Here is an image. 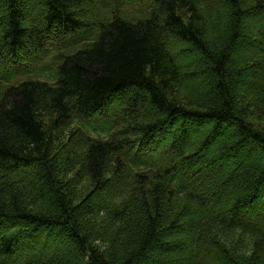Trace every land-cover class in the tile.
I'll use <instances>...</instances> for the list:
<instances>
[{
	"label": "trees",
	"instance_id": "obj_1",
	"mask_svg": "<svg viewBox=\"0 0 264 264\" xmlns=\"http://www.w3.org/2000/svg\"><path fill=\"white\" fill-rule=\"evenodd\" d=\"M133 2L0 0V264H264V0Z\"/></svg>",
	"mask_w": 264,
	"mask_h": 264
},
{
	"label": "rangeland",
	"instance_id": "obj_2",
	"mask_svg": "<svg viewBox=\"0 0 264 264\" xmlns=\"http://www.w3.org/2000/svg\"><path fill=\"white\" fill-rule=\"evenodd\" d=\"M129 1H134L131 5H128V6H126V7H124L123 9H122V14L123 15H127V17L125 18V19H130V20H137V19H139V18H143L144 16H145V14H146V12H147V10H148V7H149V5H150V3L152 2V0H126V2H129ZM95 5H98V1H97V3H95ZM261 19H263V21H264V17L262 16V18ZM260 18L258 19H256V18H254L252 21L254 22V27L256 28V29H258V28H260L261 27V23H260V20H261ZM262 21V20H261ZM50 50V49H49ZM252 50H255V48H254V46L252 47V49H249V51H252ZM47 60H49L50 61V59H47ZM182 62H183V64L184 65H188L190 62H193V60L192 59H180ZM11 62V59H8V61H6V62H4V64H9ZM15 62H19V65H15L14 67H17V66H19V68H23L24 66H26L27 65V62H25V61H15ZM48 62V61H47ZM3 64V65H4ZM190 64H192V63H190ZM9 68V67H8ZM10 68H12V67H10ZM24 79H26L27 78V76H25V77H23ZM251 82H253V81H251ZM194 83H195V85L196 86H201L202 85V81H201V79H200V77H198L195 81H194ZM108 110H111V111H113V107L111 108V106L109 107V109ZM107 110V111H108ZM256 108L255 107H253V106H251V108H250V113L252 114V115H255L256 116V118H258V119H256V118H253V119H255V120H257V122L258 123H261L262 125H264V118H261V117H258L257 116V114H256ZM112 113V112H111ZM114 114V113H113ZM113 114H111L110 116H108V118H111V117H113ZM261 115V114H260ZM262 116H264L263 115V113H262ZM253 117V116H252ZM109 121V120H108ZM72 125L73 126H71V127H76L73 123H72ZM255 127H256V125H255ZM264 127V126H263ZM69 132L70 131H68V132H66V137H67V140H70V138H71V136L72 135H70L69 134ZM191 133L192 132H195L194 131V128L193 129H191V131H190ZM95 137V136H94ZM170 138V137H169ZM168 138V139H169ZM148 141H150V142H148ZM147 142H140V145L138 146V147H136L137 148V151H138V154H140V153H143L144 151H147L148 150V145L151 143V141L152 140H148ZM192 140H189V142H188V144H190V142H191ZM152 144H156V142H154L153 141V143ZM159 147H161V146H158V147H152L151 149H154V150H157ZM134 153V152H133ZM174 157L176 158L177 156H175L174 155ZM256 157H257V160L258 161H260V162H264V151H259V150H257L256 151ZM230 162L228 161V162H226L224 165H221V166H219V167H217V168H215V169H212V170H210V171H208L206 174H207V177H210V179H215L216 177H219L220 178V175H218V174H220L221 173V171H223L224 170V168H227V167H229L230 168V165H228ZM195 170V169H194ZM136 171H137V169H136ZM199 181V180H198ZM201 181V180H200ZM199 181V182H200ZM229 186V188L231 187V184H229L228 185ZM231 190H234V192H236L237 191V188H232ZM218 195H220L221 194V191H219V190H217V191H215ZM108 196H105V198L103 199L104 201H108ZM214 204L219 208L220 206V204H218V203H216V202H214ZM214 204H212L211 203V207H213L214 206ZM234 219L235 220H239V221H241L242 220V217H241V215L240 214H238V215H236L235 217H234ZM98 246H101V244H100V242H97L96 243Z\"/></svg>",
	"mask_w": 264,
	"mask_h": 264
},
{
	"label": "bare ground",
	"instance_id": "obj_3",
	"mask_svg": "<svg viewBox=\"0 0 264 264\" xmlns=\"http://www.w3.org/2000/svg\"><path fill=\"white\" fill-rule=\"evenodd\" d=\"M9 69H11V68H9Z\"/></svg>",
	"mask_w": 264,
	"mask_h": 264
}]
</instances>
